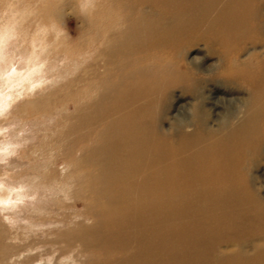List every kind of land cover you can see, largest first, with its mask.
Listing matches in <instances>:
<instances>
[{"label":"bare ground","instance_id":"bare-ground-1","mask_svg":"<svg viewBox=\"0 0 264 264\" xmlns=\"http://www.w3.org/2000/svg\"><path fill=\"white\" fill-rule=\"evenodd\" d=\"M59 1L38 10L61 21ZM37 15L23 64H0V159L43 132L18 160H30L31 192L0 172V264H56L13 241L12 209L39 188L95 218L61 233L102 255L90 264H264V0H103L76 40L74 19L61 33ZM15 116L35 134H9ZM254 220L257 237L239 231Z\"/></svg>","mask_w":264,"mask_h":264},{"label":"rangeland","instance_id":"rangeland-1","mask_svg":"<svg viewBox=\"0 0 264 264\" xmlns=\"http://www.w3.org/2000/svg\"><path fill=\"white\" fill-rule=\"evenodd\" d=\"M49 1L51 0H0V30L4 26V28L11 27L10 30L15 32L14 36H11L13 39L11 37L9 38L6 48L4 49L5 54L0 57L1 65H5L6 63H8L9 58L15 59L14 61L16 63V66H20L23 64L25 59V53L23 52L24 49L22 50L23 47L21 46L22 37L26 36L28 38V36L32 35V33L35 31V26H37V21L35 20L38 19L37 14H46L43 15L44 18H46V26H48L49 29H52L51 31L55 30V28H61V33H64L66 31L64 23L66 21L74 19L75 21L70 27L72 32L70 33L69 37L72 40H76V38L81 35L79 33L81 25V16L85 15V12L87 14L92 15L96 14L97 9L99 8V4L103 3V0H98L95 1L97 3L93 2L92 4L90 3L84 6L80 3L81 0H60L57 8L61 10L63 16L61 21L59 20L57 22L54 21L52 15L49 14V12L47 13L44 10H38V7L46 5ZM13 26L19 28L17 29ZM73 75H75V73ZM63 80H65V78ZM34 122L39 124L37 121L31 119L22 120L18 116H15L12 120H5L3 122V125L6 126L7 132L12 135L19 128H22V132L19 133L20 135H33L36 132L32 131ZM54 123L55 122L53 120L51 124L53 125ZM39 126L44 129V126L42 124ZM7 137L12 138L13 136L8 135ZM42 137L43 132L41 131L39 133V139ZM39 139L35 138V140H32L30 138L27 139L28 142L27 140H25L26 143H24L25 141H22V143L13 141L14 143L11 146L12 151L9 152L3 159H0V172H6L11 175V177L3 175V178H5L6 180L5 183L9 186H22V189L25 194L31 192L32 188H34L32 177L33 175L26 171L31 166L30 160L28 158L24 159L23 164L19 163V161H23L19 158L21 153L23 152L21 151V149L25 148L26 145L25 150H29V147L33 146L34 144H38ZM261 170V177L259 181L263 186L261 194L262 196H264V168H262ZM58 193L60 194V192L57 191V194ZM45 194V189L39 188L37 192L32 193L30 195H26L23 201L17 202V204L20 205L19 211L16 206L13 207L12 210L14 212H17V215H19L17 224L14 225V230H17V232L20 233V238L17 240L13 239V241H15L18 247L20 248L19 244L23 243L24 245H27L30 250L33 249L31 250V252H35V255H37L38 258L41 260V263L47 260L56 264H90L89 262L91 260L103 259L102 255H96L93 252L82 253V245L78 241H74L71 246L67 247L66 242L61 239L62 232L66 231L67 229L71 230L73 228H77L79 226V223L81 222H83L87 227L92 226L96 222L95 218L91 216L85 218V221H82L83 217H80V215L78 214L80 211L84 210V206L79 202H77L76 204L74 198L66 199V202L63 203L43 197L45 196ZM33 204H37L35 206H41L44 208V211L35 213V220H41H38L39 225H37L34 229L31 226L29 218L27 217L29 212V206ZM24 205H28V207H23ZM245 205L250 206L248 203ZM252 206L256 205L253 204ZM236 208H238L242 212V209L245 207L242 204V207ZM53 214L55 215V217L50 218L49 215ZM218 215L219 217L229 216L225 212H220ZM65 216H68L72 222H69V224H67L66 221H63V217ZM218 220L220 221V218ZM10 221H12V219H10ZM252 222L253 223L250 224L242 222L245 228L241 227L239 231H241L246 236L252 235L254 237H257L261 233L259 228H256V225H259V222L257 220H254ZM239 224L235 228L231 227L230 230L237 233V228L240 227ZM216 231L218 232L219 230L217 229ZM21 233L23 234L21 235ZM218 233H220V231ZM220 235L226 236L227 233L225 234L222 232L220 233ZM227 249L232 248L228 247ZM24 251L26 253L29 252V250ZM115 259H113L114 263H116ZM257 264H259V262H257Z\"/></svg>","mask_w":264,"mask_h":264}]
</instances>
